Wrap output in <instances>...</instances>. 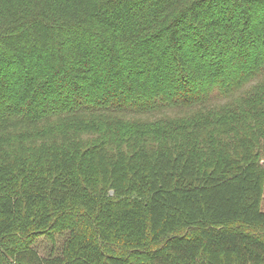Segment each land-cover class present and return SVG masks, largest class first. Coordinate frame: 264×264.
Instances as JSON below:
<instances>
[{"label":"trees","instance_id":"16d2710c","mask_svg":"<svg viewBox=\"0 0 264 264\" xmlns=\"http://www.w3.org/2000/svg\"><path fill=\"white\" fill-rule=\"evenodd\" d=\"M239 224L264 234V0H0V264H264Z\"/></svg>","mask_w":264,"mask_h":264},{"label":"rangeland","instance_id":"374dc122","mask_svg":"<svg viewBox=\"0 0 264 264\" xmlns=\"http://www.w3.org/2000/svg\"><path fill=\"white\" fill-rule=\"evenodd\" d=\"M259 80L253 81L252 83L247 85V87L245 89L251 88L255 83L259 82ZM226 101L227 100H225L223 98H216L215 101H212L211 103L213 105H220V104H224ZM170 113L176 114L178 112L172 111ZM234 227H239V228L245 229L246 231H249L253 234L259 235L262 238H264V234H261V232L255 228H250V227L240 225V224L234 225ZM65 236H66V233H63V234H57L56 233L54 239H52V238L48 237L47 235H41V236H39L37 243L35 245L36 249L42 256H47L52 251H53V253H57V252L61 251V249H62ZM105 247L107 249V252H110V253H118L121 251V249L118 245H107Z\"/></svg>","mask_w":264,"mask_h":264}]
</instances>
